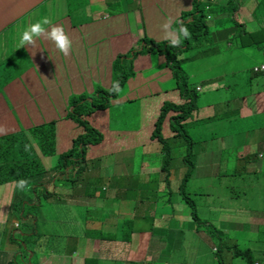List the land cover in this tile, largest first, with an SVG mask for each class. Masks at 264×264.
<instances>
[{"label": "crops", "instance_id": "crops-1", "mask_svg": "<svg viewBox=\"0 0 264 264\" xmlns=\"http://www.w3.org/2000/svg\"><path fill=\"white\" fill-rule=\"evenodd\" d=\"M214 1V4L218 3L224 6H227L230 2V0ZM260 1L248 0L244 4L243 0H238L236 16L240 24L235 27L226 26L222 28L218 39L221 36V40L226 41L224 42L226 46L233 47V43L228 41L232 39L229 33L237 29L244 28L245 31L253 33V35L260 34L261 45L255 49L260 51L259 58L262 60L264 59V35L262 34L264 33V8H262L263 6H260L261 8L258 7ZM184 2L186 3V0ZM187 2H189V6L187 7L186 4V9L191 10L193 0H187ZM227 8L230 9V7ZM44 17L49 18L53 25H63L72 39L73 48L68 56L61 54L55 48L53 42L45 39H37L34 47L30 45L24 48L19 47L21 33L30 24L42 20ZM230 19L232 20L233 17ZM167 21L168 16L159 7L158 0H0V94H2L4 99V103L0 101V136L19 132L22 126H39L41 123L45 124L55 120L57 123L63 122L68 115L59 117L55 107H58L57 109L62 112L67 110L65 108V99L62 95L68 93L71 87V80L81 78L89 81L94 95L90 96L86 91L80 90V96L85 95L89 98L99 96L101 98L103 93H105L103 91L107 89L101 88L100 82L105 81V86L111 89L114 84L112 82L114 60L131 48H138L137 46L144 36L155 40L164 36V29L163 27L160 29V24L163 26ZM45 27L50 30L49 26L46 25ZM252 42L255 43V41ZM235 44L236 47H243L241 42ZM228 63L225 67H221V70L205 79L201 86L197 85L196 89L198 91L210 89L219 92L220 87L218 84H224L221 88L222 95L218 101H209L202 105L201 108H198L197 105V110L193 113L192 119L188 121L190 126L194 128L193 130H197L194 124L205 121L223 122L230 116L229 106L231 105V99L228 98L227 102L224 96L226 94L230 96L237 95L236 86L238 82L243 81V76L239 74V65H237L236 69H231ZM255 63L254 67L264 65L263 61ZM254 76L257 84L256 92L255 90L250 91V95L255 98L248 104L243 98H240V102L234 104V113L241 111L243 116H248L249 118L264 114V88H261L258 84L260 81L264 87V73L254 74ZM189 84L191 83L189 82ZM118 93L114 92L116 94L115 99L119 98ZM244 93L248 94L246 91ZM148 98L149 96L146 97V101ZM121 101L124 100L121 99ZM238 101L236 100V102ZM34 103L52 106L50 109L51 111L53 110L51 119L49 120L42 116H38L36 119L30 115V110ZM217 110H219V113H217ZM109 112L107 111L102 115L101 113H94V115L87 117V120L95 127L98 125L101 128L103 126L114 128L112 120H105ZM225 116L228 117L225 119ZM203 118L207 120H203ZM64 123L65 126H78L72 120ZM257 130H262V138L255 137L253 133L252 137L247 139V142L253 145V152L245 145H241L240 148L238 147L239 144L236 145L237 147H232V138L227 140L229 148L238 149L242 153L258 154V159L248 162L250 165H255L263 157L262 152L257 151V149L261 150L264 147V123L259 122L254 130L245 128L239 131V134H248ZM222 135L227 136L226 133H222ZM262 163L261 165H263ZM249 167V164L245 165V173L250 176L257 178L264 173V169L257 173L252 172ZM162 170L159 172L153 171L154 173L149 172L150 179L148 180H145L143 169L140 173H137L136 180L145 185L142 186L144 190L135 195L139 197L144 195L146 197L143 203L146 207L144 205L136 206L131 200V194L137 189H133L127 179L130 175L134 176L135 172H129L130 174L125 176L122 181L118 182L116 180V183L112 184L109 183V179L113 176L112 173L103 177V172L101 171L93 170L95 171L94 173H91L92 171L89 173L85 170L81 176V183L77 186L78 194H75L70 189L75 184H69L65 180H58L54 183L55 189L58 182L68 185L67 188H61L65 197L62 198L60 192L54 202L64 218H61L59 212H57L50 221L54 223L58 233H60V230L64 233L72 232L73 237L70 238L76 237L80 243L87 238L92 241L98 238L99 244L97 247L95 246V248L86 251L91 258L84 259V264H88L87 260L90 259L96 260L93 264H184L183 261L182 263H168L160 260V258H166L170 254L175 253L171 252L173 245L170 250L167 249L170 231H176V238L181 241L182 237H184L186 243L181 244V246H184L183 250L189 249L192 255L196 257V260L192 261L193 263L184 262L187 264H201V259L205 258L209 260V264H215V259L217 260V258L214 256V252L218 251V247L213 244L212 237L200 234L201 231L190 222V218L185 217L186 225L184 228H177L175 224H171L168 228L166 227V224L172 221L171 211L183 213L184 205L183 199L180 197L181 193L171 192L168 178L160 179ZM62 176L67 180L69 179L65 175ZM155 179L160 181L161 189H164L166 182H168L169 196L177 197V201L172 208L166 207L164 210H160V204L159 206L152 205L149 200L148 183L150 180ZM258 185L255 183L253 186L246 184L247 190L256 191ZM21 191L23 192V190ZM90 192L93 193L89 194ZM161 194L164 198L168 195L166 191ZM81 201H89L91 203V206L85 204L81 206L86 213L83 227L76 225L80 215L77 203ZM250 202H253L252 205L254 206L264 203V200L256 198L254 201L251 199ZM168 203L170 204L171 202L169 201ZM242 207L243 205L236 213L229 211V209L224 212L223 217L226 219L223 218L222 220L221 232L225 233L226 236H224L225 234L222 236L221 242L227 241L226 238L230 234L229 230L234 229V227L243 229L244 226H247V231L250 234L243 242L244 244L250 245L252 238L259 234L264 222V211L260 213V220L253 219L249 222H244L243 216L245 215L242 214ZM176 208L179 211H176ZM186 213L190 214L187 211L183 214ZM124 214L128 216L122 219ZM137 214L139 215L137 216ZM57 217H59L58 223L63 221L60 227L56 225L57 221H53ZM113 217L116 222L106 225L103 234L98 233L97 223L102 219ZM234 218L237 219L234 226L229 221H226ZM254 222L255 225L251 227ZM135 224L137 226L136 230L134 229ZM1 225L6 224L1 223ZM166 233H168L167 239ZM82 234H85V238ZM196 237L199 238L200 243H190ZM153 239H166V246L163 249L159 248V251L154 253L153 249H156L155 246L160 244L152 242ZM220 241L219 243H221ZM69 242L68 240L66 244ZM105 243H108V245H105ZM66 244L63 247H66ZM187 245L188 248L186 247ZM48 246L52 250V244H48ZM251 247L254 250L253 253L258 257L257 264H264V249L261 247L256 248L255 246ZM68 248L66 253L70 249ZM19 250L6 236L0 234V264H9ZM95 252L97 253L95 254ZM151 255L154 256V259L148 260ZM35 258V256H31L30 260L35 261ZM47 259L45 258V260ZM225 259L227 262L232 260L228 253L224 255ZM36 264H38V258L36 259ZM44 264L47 263L45 262Z\"/></svg>", "mask_w": 264, "mask_h": 264}, {"label": "rangeland", "instance_id": "rangeland-1", "mask_svg": "<svg viewBox=\"0 0 264 264\" xmlns=\"http://www.w3.org/2000/svg\"><path fill=\"white\" fill-rule=\"evenodd\" d=\"M207 1L208 0H202V2ZM243 1L244 4H246V1L248 0ZM158 2L159 7L167 14L168 20L172 19L173 23L171 28H178L180 23H184L183 15L185 12L190 11L186 9V4L187 7L189 6L187 0L186 3L184 0H158ZM250 6H252V4H250ZM262 8H264V6ZM224 21L225 19L223 18L213 17V19H210L207 22V25L212 31H215L217 26L219 28L220 24L224 23ZM161 28L162 26L160 24V29ZM238 32H244V29L240 28L229 33L233 38L229 43H233V47L226 46L224 44V42H226L225 40L218 38L206 40L202 38V40L194 43L192 50L184 53V56H182L183 59H186V61H183L182 63V69L189 78V82L191 83L190 86L194 89H196L198 84L201 86L205 79L215 74L218 70H221V67H225L227 62H229L228 66L231 69H236L237 65H239V74L243 76V81L237 83L236 87L238 93H236V96H230L229 94L224 96L227 102L228 98L231 99V105L229 106L230 116L224 117L225 119L228 117V119L223 122L217 121L214 123V121H205L203 123L194 124L196 125L195 127H197V130H193L194 128L190 125L188 126L187 135L190 139L198 142L192 149L189 147V142H187L185 137L171 136V134L165 130V135L170 137L168 139V144L171 148V155L174 158L171 160L169 166L171 173L162 170L160 178L161 180L168 178L171 192L180 194L181 183L188 171L186 162L195 163L193 177L185 188L186 193L197 205L198 217L202 224L199 226L197 222L193 220L191 210L183 201V213L187 211L190 212V214L188 215V213L183 214L171 211L172 221L168 222L166 227L168 228L171 224H175V227L177 228H184L186 225L185 217H188L190 218V222L201 231L200 234H206L213 238V244L222 252L226 250L225 247L234 244L229 238H227L225 244L219 243L222 238L220 232L222 230V220L225 218L223 217V214L226 212V209L236 213L243 205L242 210L247 212L246 215L243 216L244 222H249L253 219L260 220V213L264 211V203L253 206V202H250L251 199L254 201L256 198L264 200V173L257 178L245 173L246 164H249V168L252 172L260 173L264 169V147L261 150L257 149V151H261L263 154V157L260 158L261 161H258L255 165H250L248 162H250V160L254 161L258 159V154L242 153L238 149L234 150L233 148H229L227 141L232 138V147L237 144H239V148L241 145H245L251 150V152H253V145L248 143L247 139L252 137L253 133L257 138L263 137L262 130H257L248 134H239V131L245 128L254 130L259 122L264 123V114L249 118L248 116H243L241 111L234 113V104L239 103L240 98H243L247 104L255 98L253 95H250V91L255 90L256 92L257 85L255 83L256 78L253 74L254 71L252 72V68L256 64L255 62L261 63V61L264 62V59L261 60L259 58L260 51L258 49L244 48L241 46L236 47L235 43L243 39L234 37ZM163 33H165V31H163ZM144 38H146V36L142 39ZM148 40H157V43L169 41L165 38V35L161 38H156V40L149 37ZM210 46L213 48L210 49ZM131 49L123 54L130 52ZM166 62L167 56L154 54L140 55L133 61L132 66L135 74L129 78L126 84L119 90V98L115 99V96L111 97L108 109L110 112L105 117L106 121L112 120L115 127L107 128L106 126H103V128H101L98 125L96 127L94 126L103 132L104 136L108 139V141H106L107 143L103 145L105 146V149L109 150V152L104 154L100 151L102 141H92L88 146V162L86 163L87 171H101L103 172V177L112 173L113 176L109 179V183L112 184L116 183V180H118V182L122 181L125 176L130 174L129 172L136 173L134 176L130 175L127 179L130 186L133 189H137L131 194V200L136 206L144 205L143 203L146 198L144 195L140 197L135 195L144 190L142 189V186L145 185L136 180L137 173H140L143 169L145 180H148L150 179L149 172L161 171L165 163V156L162 152L161 145L155 141H151L150 131L152 130L151 123L155 120L156 116H159L162 104L160 105L159 101H153L150 98L158 93L162 94L176 87L174 73L172 72V69L168 68L169 66H167ZM114 81L113 77L112 82ZM258 84L261 88H264L260 81ZM105 85V81L100 82L101 88L107 89L104 90L107 95L103 96H112L113 94H109L113 91H111L110 87H106ZM218 85L220 87L219 92L210 89H203L202 91L196 89L199 94L198 108H201L202 105L209 101L211 102L214 100L213 102H216L220 99L222 95L221 88L224 84L219 83ZM70 86L68 93L62 95L65 99V108L67 110L62 112L57 109L58 107H55L59 117L68 115L69 107L73 104L74 99L80 97V90L86 91L90 96L94 95L88 80H83L81 78L71 80ZM245 91L248 92V94L244 93ZM148 96L149 98L146 101V97ZM121 99L124 101H121ZM56 100H58V98H56ZM59 100L61 101V99ZM236 100L239 101L236 102ZM0 101L4 103L2 94H0ZM83 104L85 105L86 103ZM51 108L52 106L44 105L42 103H34L30 110V115L34 116L36 119L38 116H42L43 118H48L50 120L53 113V110H50ZM217 113H219V110H217ZM136 119L138 121H135ZM203 120L207 119L203 118ZM43 124L44 123H41L39 126ZM83 126L84 125L70 127L67 125L65 126L63 122H59L57 124V134L55 137L57 139V146L66 141L72 143L74 138L84 134L86 129ZM20 129L31 135L37 131V126H22ZM134 130H138L139 133L135 135L133 132ZM222 133H226L227 136H223ZM221 135L223 136V139ZM232 135L234 136L232 137ZM35 147L36 146H32L27 154H30V158L37 159L34 151ZM239 152L240 154H238ZM188 155L190 157L187 159L186 157ZM45 158V163L47 165L44 166V169L50 170L52 174H55V171H52V169L54 168L56 161L51 157L49 159L48 157ZM45 158L41 157V160ZM261 162H263V165H261ZM120 169H123L121 171L126 173H122ZM77 170L78 167L76 168V171ZM113 170L117 171L114 172ZM49 175L51 174L41 175L44 184H41L37 188L38 195H35L34 193V186L31 187L26 185L22 192L21 188L18 187V184H0V222L6 224L1 225L0 223V234L6 236L11 242H13L16 248L20 249L19 252L26 254V250H31L30 256L32 250L36 252L35 257H38V264H44L45 262L47 264H84V259L91 258L86 251L95 248V246L97 247L99 244L98 238H96L95 241L87 238L80 243L76 237L73 239L68 237H58L57 228L54 223L50 221V219L54 218L57 212H59L61 218H64L54 202L60 195V192L62 198L65 197L61 188L68 187L67 184L64 185L58 182L55 189L54 183L58 180H65L69 184H75V186H71L70 189L73 190L75 194H78L77 186L81 183L82 177H78L76 180L77 182H73V180L76 179L75 172H70L68 180L63 178L62 175H57L53 180L49 178ZM254 183L259 184L257 190H247L248 188L246 184L253 186ZM47 191L54 194L44 200L43 193H47ZM99 192L101 194L100 190ZM9 196L11 197L10 199ZM39 197L43 199V204H39ZM158 201L160 204V210H164L166 207L172 208L177 201V197L169 196L168 194L166 198H160ZM169 201L171 202L170 204L168 203ZM84 204L91 206L89 201H81L77 203L80 215L76 221V225H81L82 227L85 224L84 218L86 214L81 208ZM21 205L22 209L20 212H17L16 209L21 207ZM36 205H40V207H35ZM144 206L146 207V205ZM136 210L138 211V209ZM176 211H179V209L176 208ZM180 211L182 210L180 209ZM22 212H24L23 215ZM138 215L139 214H137V216ZM127 216V214H124L122 219ZM53 221H57L56 225L58 227L63 223V221L58 223L59 217ZM226 221H229L234 226L237 219L234 218ZM115 222L116 219L114 217L100 220L97 223L98 233L103 234L105 232V226L108 224H114ZM254 225L255 222L251 227ZM234 228L237 229L236 227ZM134 229H137L136 224ZM235 229L233 230L235 231ZM231 232L232 229L229 230V235H231ZM114 233L116 232L114 231ZM169 233L170 238H168L169 246L167 249L170 250L173 245V250L171 252L175 253L170 254L166 258H160V260L168 263H182V261L184 264H187L186 262L193 263L192 261H195L196 257L192 255L189 249L184 251V246H181V244L186 243L185 238L182 237L181 241L176 238V231H170ZM82 235L85 238V234ZM165 236L167 239L168 233H166ZM199 236L202 237L201 235ZM231 237H235V235H231ZM166 239L152 240V242L160 244L159 246H155L156 249H153L154 253H157L159 248L163 249L166 246ZM68 240L70 242L66 244ZM192 242L200 243V240L196 237L190 243ZM48 244H52V250L49 248ZM65 244L66 247H63ZM238 244L243 249H248V245L243 244L242 242H238ZM105 245H108V243H105ZM250 245L264 249V222L259 234L252 238ZM186 247L188 248V245ZM13 248L15 249L14 246ZM67 248L69 250L66 253ZM96 253L97 252H95V254ZM214 253L216 254L217 252ZM23 257L26 261L29 258L25 255ZM229 257L231 258V253H229ZM45 258L48 259L45 260ZM153 259L154 256L151 255L148 260ZM215 261L217 260L215 259ZM225 261L226 264H232V260L227 262L225 259ZM201 264H209V260L205 258L201 259ZM234 264L248 263L240 258L235 259Z\"/></svg>", "mask_w": 264, "mask_h": 264}, {"label": "trees", "instance_id": "trees-1", "mask_svg": "<svg viewBox=\"0 0 264 264\" xmlns=\"http://www.w3.org/2000/svg\"><path fill=\"white\" fill-rule=\"evenodd\" d=\"M214 2V0H208L207 2L194 0L193 9L185 12L183 15V24L188 28L191 35L190 37L182 38L178 47L170 46V42L157 43L154 40H148V37H146L140 41V44L137 46L138 48H132L130 52L119 55L114 63V82H118L119 89H121L126 84L127 80L134 76L135 71L132 63L138 56L152 54L167 56L166 64L174 73L176 87L162 94L158 93L157 95L151 96V100L159 101L160 105H162L159 116H156L155 120L151 123L152 130H149L151 131V141H155L161 145L162 152L165 156L163 170L168 173H170V162L174 157L171 155V148L168 144V139L170 137L165 135V130L168 131L171 136L185 137L187 142H189V147L191 149L198 143L193 139H190L187 135V128L190 125L188 121L192 119L193 113L197 110L199 94L196 89L190 86L189 78L182 69V63L183 61H186V59H183L182 56L184 53L192 50L194 43L202 40V38L206 40H213L218 38L219 32H221L222 28L226 26L235 27L240 24L237 21L238 18L236 16V13L238 12V0H230L227 6L218 3L214 4ZM260 6H264V0L259 2L258 7ZM227 7H230V9ZM209 17L212 19L213 17L225 19L224 23H221L219 28L216 25V30L219 31H212L207 25ZM231 17H233L232 20L230 19ZM262 34L264 35V33ZM259 36L260 34L253 35V33L244 30V32H238V34L234 37L243 38L238 41L241 42L243 47L255 49L261 45ZM219 39H221V36ZM232 39H229L228 41H232ZM252 41H255L256 44ZM252 71H254V68H252ZM253 73L259 75L264 72L254 71ZM111 94L113 95L106 97L103 95L107 94L103 93L101 98L99 96L89 98L82 95L79 98L74 99L73 104L70 106L69 114L63 123H67L72 120L77 125H84L83 127L86 129V132L74 138L72 143L66 141L65 143H61V145L57 146V139L55 137L57 134V124L59 122L57 123L56 120L37 126V131L31 135L24 132V130H21L18 133L0 136V184H18V181L26 180L28 182V186H34V193L35 195H38L37 188L41 184H44L41 175L51 174L49 175V178L54 180L57 175H65L69 178L70 172H75L76 179H74L73 182H77L76 180L78 177H81L82 173L86 170V163L88 162L87 151L90 143L92 141H102L101 144L103 145L107 143L106 141H108L103 132L92 126V124L87 120V117L92 114L94 115V113H101V115L105 114L109 109L111 97H116L114 92L109 95ZM83 103L86 104L84 105ZM135 121L138 120L136 119ZM133 132L135 135L139 133L138 130H134ZM102 145L100 151L107 154L109 150L105 149V146ZM32 146H36L34 151L37 159L30 158V154H27ZM41 157H48V159L51 157L56 161L54 168L52 169V171H55V174H52L50 170L44 169V166L47 165L45 163L46 158L41 160ZM189 157L190 156L188 155L186 158L188 159ZM186 166L188 167V171L186 172L180 187L181 197L184 203L191 210L193 220L201 226L202 223H200L201 221L198 217L197 205L195 201L186 193L185 188L190 179L193 177L195 163L186 162ZM77 167L78 170L76 171ZM94 172L95 171L92 170L91 173ZM148 185V189L150 191L149 200L152 202V205L159 206V194L162 199L164 198L161 194L163 191H166V194H169L168 182H166L164 189H161V183L157 179L150 180ZM92 193L93 192H90L89 194ZM53 194L54 193H50L49 191H47V193H43L44 200L48 199L49 196H53ZM42 200L43 199L39 197V204H43ZM35 207H40V205H36ZM21 209L22 205L16 210L17 212H20ZM23 213L24 212H22V215ZM246 213L247 212L243 210L242 214L246 215ZM220 233L222 236L225 234L222 232ZM249 234L247 226H244L243 229L237 228L235 231L232 229L231 235H235V237H231V235H229L227 238L232 240L234 244H230L225 247L226 250L224 252L220 251L218 248V251L215 254V257L217 258L215 264H226L224 255L227 253H231L232 264H234L235 259L240 258L244 259L248 264H257L258 257L253 253V248L246 244L248 245V249H243L238 244V242L243 243ZM224 236H226V234ZM58 237L70 238L73 237V234L72 232L66 234L60 230ZM221 243L225 244V242ZM30 251L26 250V254L23 252L16 253L9 264H36V259L38 257L35 258V261L30 260L31 256L36 255V252L32 250L30 256ZM24 255L27 256V258L30 256L27 261L23 257ZM93 262H96V260H87L88 264H93Z\"/></svg>", "mask_w": 264, "mask_h": 264}, {"label": "clouds", "instance_id": "clouds-1", "mask_svg": "<svg viewBox=\"0 0 264 264\" xmlns=\"http://www.w3.org/2000/svg\"><path fill=\"white\" fill-rule=\"evenodd\" d=\"M212 19L209 17V20ZM173 21L169 19L162 27L165 31V38L169 40L170 46L178 47L182 38L190 37L188 28L180 23L178 28H171ZM49 26L50 30L48 27ZM37 39H45L54 43L55 48L64 56H68L73 48V41L66 32L63 25H53L49 18L44 17L35 23L30 24L22 33L19 40V47L25 46L34 47ZM119 83L114 82L111 91L119 92ZM18 187L23 190L26 185V180H20L17 182Z\"/></svg>", "mask_w": 264, "mask_h": 264}, {"label": "built area", "instance_id": "built-area-1", "mask_svg": "<svg viewBox=\"0 0 264 264\" xmlns=\"http://www.w3.org/2000/svg\"><path fill=\"white\" fill-rule=\"evenodd\" d=\"M254 71H257V72H264V65L254 67Z\"/></svg>", "mask_w": 264, "mask_h": 264}]
</instances>
